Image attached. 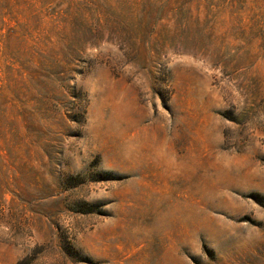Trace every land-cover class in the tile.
I'll list each match as a JSON object with an SVG mask.
<instances>
[{"label": "rangeland", "instance_id": "obj_1", "mask_svg": "<svg viewBox=\"0 0 264 264\" xmlns=\"http://www.w3.org/2000/svg\"><path fill=\"white\" fill-rule=\"evenodd\" d=\"M0 264H264V0H0Z\"/></svg>", "mask_w": 264, "mask_h": 264}]
</instances>
